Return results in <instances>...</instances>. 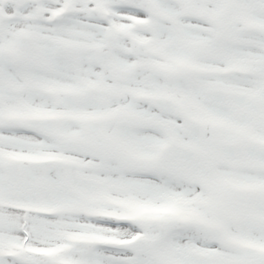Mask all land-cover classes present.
Masks as SVG:
<instances>
[{"label": "snow or ice", "instance_id": "6c2138e0", "mask_svg": "<svg viewBox=\"0 0 264 264\" xmlns=\"http://www.w3.org/2000/svg\"><path fill=\"white\" fill-rule=\"evenodd\" d=\"M0 264H264V0H0Z\"/></svg>", "mask_w": 264, "mask_h": 264}]
</instances>
